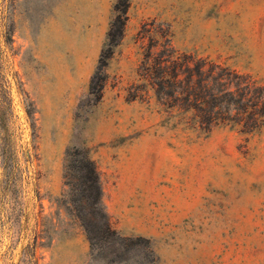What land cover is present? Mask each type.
<instances>
[{
    "label": "rangeland",
    "instance_id": "1",
    "mask_svg": "<svg viewBox=\"0 0 264 264\" xmlns=\"http://www.w3.org/2000/svg\"><path fill=\"white\" fill-rule=\"evenodd\" d=\"M155 43L264 83V0H0V264H264V128L130 99ZM85 157L114 232L76 215Z\"/></svg>",
    "mask_w": 264,
    "mask_h": 264
},
{
    "label": "trees",
    "instance_id": "2",
    "mask_svg": "<svg viewBox=\"0 0 264 264\" xmlns=\"http://www.w3.org/2000/svg\"><path fill=\"white\" fill-rule=\"evenodd\" d=\"M123 25V18L117 15L108 32L110 45H116L122 38ZM158 45L160 49L154 51L153 47ZM139 71L141 84L130 99L142 100L151 90L175 121H185L206 134L216 126L226 127L246 139L264 128V83L249 74L160 43L148 45ZM98 73L92 75L90 85L98 86L100 91L103 78ZM1 158L5 162V157ZM79 169L76 175L79 183L71 199L81 225L90 237L88 224L92 222L87 215L100 211L104 231L114 232L101 208L102 192L95 164L85 157Z\"/></svg>",
    "mask_w": 264,
    "mask_h": 264
}]
</instances>
